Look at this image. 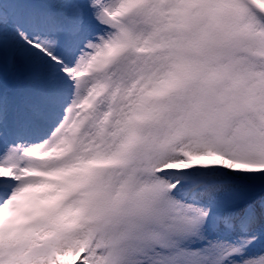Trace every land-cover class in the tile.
<instances>
[{
	"label": "snow or ice",
	"instance_id": "1",
	"mask_svg": "<svg viewBox=\"0 0 264 264\" xmlns=\"http://www.w3.org/2000/svg\"><path fill=\"white\" fill-rule=\"evenodd\" d=\"M264 264V0H0V264Z\"/></svg>",
	"mask_w": 264,
	"mask_h": 264
}]
</instances>
